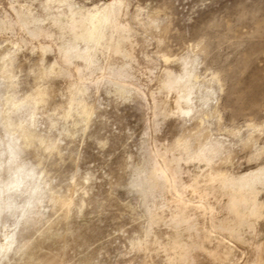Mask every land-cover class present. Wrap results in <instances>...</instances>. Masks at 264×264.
<instances>
[{"label": "rangeland", "instance_id": "rangeland-1", "mask_svg": "<svg viewBox=\"0 0 264 264\" xmlns=\"http://www.w3.org/2000/svg\"><path fill=\"white\" fill-rule=\"evenodd\" d=\"M9 133L0 264H264V0H0Z\"/></svg>", "mask_w": 264, "mask_h": 264}, {"label": "clouds", "instance_id": "clouds-1", "mask_svg": "<svg viewBox=\"0 0 264 264\" xmlns=\"http://www.w3.org/2000/svg\"><path fill=\"white\" fill-rule=\"evenodd\" d=\"M47 186L41 166L25 156L19 139L9 133L0 152V215L23 220L43 202Z\"/></svg>", "mask_w": 264, "mask_h": 264}]
</instances>
